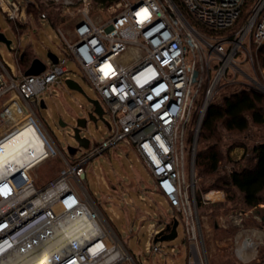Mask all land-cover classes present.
<instances>
[{
	"label": "built area",
	"instance_id": "1",
	"mask_svg": "<svg viewBox=\"0 0 264 264\" xmlns=\"http://www.w3.org/2000/svg\"><path fill=\"white\" fill-rule=\"evenodd\" d=\"M178 1L194 25L173 0H114L106 21L97 23L84 14L73 28L72 39L59 32L67 59L81 71L108 114L107 137L72 161L29 101L50 85L61 84L63 74L69 72L67 65L59 59L57 64L48 61L40 74L16 77L0 55L5 120L12 106L24 113L44 143L46 155L41 161L57 157L63 164L58 174L40 187L30 176L34 166L0 173V264H40L34 263V259L43 258V252L37 250L39 242L59 239L56 230L68 239L63 228L75 222H79L78 228L88 225L89 235L68 241L61 251L51 254L48 264H136L80 180L90 160L120 141L132 147L152 178L153 189L181 219L186 264H208L201 230L193 221L197 137L209 103L229 69L241 72L250 86L264 92V82L258 76L237 66L242 56L253 71L257 68L264 75L253 55L264 45V0ZM17 10L4 13L14 19ZM195 114L188 145L187 129ZM146 233L145 250L160 252L163 245L156 242H161L163 233L158 224L152 223ZM244 242L245 247L247 240ZM96 243L101 247L89 251ZM112 252L116 257L110 259Z\"/></svg>",
	"mask_w": 264,
	"mask_h": 264
},
{
	"label": "rangeland",
	"instance_id": "2",
	"mask_svg": "<svg viewBox=\"0 0 264 264\" xmlns=\"http://www.w3.org/2000/svg\"><path fill=\"white\" fill-rule=\"evenodd\" d=\"M35 2L39 5L38 9L32 7L28 10L26 8L25 11L32 15V23L28 25L30 27L28 29L29 33L24 32L20 35L15 31L13 24L6 20L2 14L7 0H0V31L11 42V49L18 45L24 48L31 41V49L36 57L47 62V53L51 52L58 57L61 64L67 65L69 72L63 74L61 84L54 83L50 85V89L45 90L36 98H31L29 101L32 109L56 144L65 156L72 161V157L77 158L89 149V147L87 149H75L79 146L78 142H74L70 136L72 128L76 124L74 117L84 118L86 121L84 128L80 131L81 138H85L90 144H97L107 137L108 114L81 71L67 59V49L60 33L64 37L72 39L73 28L84 14H87L97 23L106 21L112 15L113 11L110 6L114 1L109 5H102L99 0H70V4H64L63 0H35ZM21 9L22 7L19 8L20 11ZM42 14H46L45 16L49 21L38 19V16ZM15 18L17 19V15ZM186 18L193 24L191 19ZM16 19L13 20L16 21ZM0 51H2L3 58L7 63L16 66L12 51L1 42ZM255 52H253L254 59L257 58V64H259L258 51L257 54ZM237 66L246 74L254 77L258 76L257 78L264 82V75H261L257 68L253 71L250 64L243 62L242 56H240ZM243 88L264 95V92L260 89L250 86L241 72L229 69L209 105L211 103H221L225 96ZM5 99H0V136L6 134L7 131L9 133L12 131L11 127L3 126L7 122L4 115ZM90 101H96L97 105H93ZM200 102L201 99L198 100L197 106H200ZM42 103L44 106H42ZM89 112H92L91 117L88 116ZM60 119L65 124L64 126L60 125ZM196 120L197 115L195 114L189 124V126L192 124L193 128L192 136ZM58 128L61 129L62 133L59 132ZM223 132L226 134L225 131ZM186 137H188V129ZM236 138L245 142L247 146L264 142V125L250 123L248 130ZM242 152V148H235L230 153V159L233 161L239 160ZM40 154L43 157L46 155L43 152ZM52 160L45 162L39 169L30 171L35 186H43L45 181L54 177L61 168V162L57 157ZM232 167V162L223 161L220 163L218 170L221 175H224L229 173ZM194 172L196 212L193 214V221L196 227L201 230L208 264H264V243L261 244L255 233L256 229L264 225V222H262L264 204L255 209H243L240 205V196L234 194L233 191L227 194L223 190L214 189L210 191L220 192L221 199H208L205 195L210 191L205 190L206 185L200 188V179L196 171ZM103 179L108 182L110 187H105ZM80 180L89 193L92 194L94 201L106 217L111 216V213L108 212L109 208H112L119 215L120 219L112 218L111 226L127 249L130 250L136 264H186L187 249L186 246H182L184 231L181 224H178L175 228L178 236L174 241L156 242L158 245H163V249L157 253H148L145 250L146 241L148 240L146 226L135 234L129 232L131 225L125 226L126 214L129 213V216L132 217L136 209L149 210L154 213L159 206H162L165 210H169L170 207L165 198L153 189V180L147 169L138 160L132 147L125 141L118 142L115 146L106 149L102 154L90 160L85 165V173L80 176ZM138 180L141 181L140 184ZM197 190L199 191L201 206H197ZM103 197H105V200H102ZM228 197L232 199L229 201ZM154 217L150 222L157 220L156 216ZM158 227L163 226L159 224ZM246 240L245 245L249 246L247 249L248 255L241 260L235 252L237 248L241 249ZM171 248H173V251L170 250ZM120 264L132 263L123 261Z\"/></svg>",
	"mask_w": 264,
	"mask_h": 264
},
{
	"label": "trees",
	"instance_id": "3",
	"mask_svg": "<svg viewBox=\"0 0 264 264\" xmlns=\"http://www.w3.org/2000/svg\"><path fill=\"white\" fill-rule=\"evenodd\" d=\"M113 1L99 0L102 5ZM173 1L186 16L179 1ZM32 7L38 9L39 5L29 1L27 10ZM258 57L260 66L264 68V45L259 48ZM28 61L24 54L19 64L27 66ZM250 123L264 125V95L243 88L225 96L221 103H211L201 122L195 153V171L200 179V188L206 185L207 191L223 190L227 194L233 191L240 196L243 209H255L264 204V142L247 146L236 138L248 130ZM192 131L191 124L188 127L189 143ZM237 147L243 152L239 160L233 161L230 153ZM223 161L232 162L233 167L229 173L221 175L218 169ZM196 192L197 206H201L199 191Z\"/></svg>",
	"mask_w": 264,
	"mask_h": 264
},
{
	"label": "bare ground",
	"instance_id": "4",
	"mask_svg": "<svg viewBox=\"0 0 264 264\" xmlns=\"http://www.w3.org/2000/svg\"><path fill=\"white\" fill-rule=\"evenodd\" d=\"M8 113L9 119L5 123L6 127L8 128L11 127V123H13L14 126L18 124L17 122L19 121L14 123L15 118L21 119L22 117L23 120L27 119L24 113L19 114L13 106L10 108V110H8ZM7 134L2 136L3 139L0 141V173H14L24 171V169L32 167L34 164L42 160L43 156H41L40 153H46L44 143L40 139L34 127L31 126L29 121L21 123L8 135ZM205 197L208 199H217L221 197V194L217 191H210L206 193ZM78 223L79 222H75L73 224L71 223L69 227L63 228V233L68 236V239L63 236L62 232L60 233L58 231V233L57 230L56 234L61 235L59 239L52 240L43 238L37 247V250H41L43 252V258L39 260L34 259V263L39 262L40 264H48L52 256L51 254L61 251V249L68 245V241L73 243L80 237L86 236L85 238H87L90 233L88 225L85 224V226L83 225L81 228H78ZM101 245V243L93 244L89 251L95 252L101 247ZM117 255L119 254L117 253ZM115 257L116 252H112L110 259ZM109 261L110 260H107V262ZM69 264L76 263L71 262Z\"/></svg>",
	"mask_w": 264,
	"mask_h": 264
},
{
	"label": "crops",
	"instance_id": "5",
	"mask_svg": "<svg viewBox=\"0 0 264 264\" xmlns=\"http://www.w3.org/2000/svg\"><path fill=\"white\" fill-rule=\"evenodd\" d=\"M29 1H35V0H7V4H4V10H3V13L2 14L6 18V20H9L10 23L13 24V26L15 27V31H17V33L20 34V35L22 33H24V32L25 33L26 32L29 33L28 29L30 27L28 25H30V23H32V19H31V16L32 15H31V13L25 12L26 11V7L25 6L29 3ZM20 7H22L21 11L19 10ZM15 9H18L17 11H20V12H17V11L15 12V16L17 15V19L16 18H14V19H16V21L13 20V19H9V18H7V16H5L6 13H4V12L6 10H15ZM46 17L47 16H45V18H41V15H40V16H38V19H46V20H48V18H46ZM31 46H32V44H31V41H30L24 48L23 47H20L19 45L16 46L15 48H13V49L9 48L12 51L13 56L15 57L16 66H14L12 64H9V63L8 64L12 67V69H13L16 77H20L22 75H25L24 72L28 68V66L30 65L31 61L34 58H38V57H36V55L32 51ZM24 54H25V58L26 59H29V61L27 63V66H25V65L22 66V65L19 64V60L22 57V55H24ZM0 55L3 58L2 51H0ZM42 106H44L43 103H42ZM21 119H22V117H21ZM21 119L15 118L14 119V123H16L17 121H19ZM24 121H28V120L27 119H25V120L22 119L16 126H14V124L11 123V125H10L11 126V130H13L14 128H16L19 124L23 123ZM60 121H62V120L60 119ZM3 126H5V124H3ZM7 133H8V131H7ZM6 134H4V135H6ZM92 144H94V143H91V144L89 143V148L92 146ZM52 159L53 158H48L46 160L41 161L40 163L39 162L36 163L37 165L34 164V168L32 170L39 169L40 167L43 166V164L45 162H47V161H53ZM60 162H61V168H62V165H63L62 164V161L60 160ZM59 170L57 171L56 175L58 174ZM54 177H52V178H54ZM49 180H46L45 183L47 181H49ZM103 182L105 184V187H110V185L108 184V182H106L104 179H103ZM138 183L140 184L141 181L138 180ZM136 187H132V188H136ZM116 189H118V188L116 187ZM93 199H94V197H93ZM217 199H221V197L220 198H217ZM102 200H105V197H103ZM104 209H106V208H104ZM135 211L136 212H135L134 216H132V217L129 216V213L126 214V223H125L126 225L125 226L131 225V228H129V232L132 233V234H135L136 232H139L145 226H146V229H147V227L150 226L152 223H156L158 225L159 224H162L163 227H161L160 229L162 230L163 235L169 234L172 231L173 226L175 224V220H177L178 221V224H181L182 227H183V224H182L181 219L179 218V216L177 214H175L174 210L171 207H169V210H165V209H163L162 206H159L158 209L156 211H154V213L150 212L149 210H140V209H136ZM101 212L105 216V214H104V212L102 210H101ZM108 212L111 213V216H109V217H106L105 216V217L109 221L110 226H111L112 218L120 219V217H119V215L112 208H109L108 209ZM154 216H156L157 220L155 222H150V220H152L153 218H155ZM157 221H158V223H157ZM262 222H264V217H262ZM111 228L116 233V231L114 230V228L112 226H111ZM255 233H256V238L261 241V244L264 243V226H262L259 229H256L255 230ZM117 236H118V234H117ZM248 248H249L248 245H246L245 247L242 246L241 249L237 248L236 249V252H235L236 253V256L238 258H240L241 260L244 259V256H247L248 255V250H247ZM128 251L130 252V250H128Z\"/></svg>",
	"mask_w": 264,
	"mask_h": 264
},
{
	"label": "water",
	"instance_id": "6",
	"mask_svg": "<svg viewBox=\"0 0 264 264\" xmlns=\"http://www.w3.org/2000/svg\"><path fill=\"white\" fill-rule=\"evenodd\" d=\"M0 42L1 43H4L8 48H10V44L11 42L9 40L6 39V37L4 36L3 33L0 32ZM47 58H48V61L51 62L52 64H57L58 63V57L51 53V52H48L47 53ZM46 68V62L42 61L41 59L39 58H34L30 65L28 66V68L25 70L24 74L25 75H38L40 74L41 72H43ZM197 76V72H194L193 74V80L196 78ZM70 84H72L70 82ZM73 85V84H72ZM93 105H97V102L96 101H90ZM90 114H88L89 117H91L92 115V112H89ZM75 119V126H73L72 128V134H70L72 140L74 142H78V148H75V149H80V148H84V149H87L89 147V141L86 140L85 138H81L80 136V131L82 128H84L85 126V119L84 118H78V117H74ZM61 126H64L65 124L60 121L59 122ZM71 151H73L72 148H70ZM178 225V221L175 220V224L173 226V229L172 231L169 233V234H166V235H161V238H159V241H172L173 239H175L176 237V232H175V228L176 226Z\"/></svg>",
	"mask_w": 264,
	"mask_h": 264
}]
</instances>
